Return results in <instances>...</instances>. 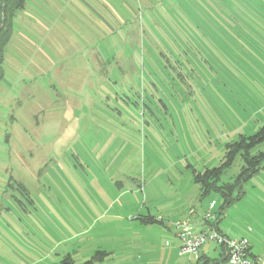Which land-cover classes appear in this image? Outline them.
<instances>
[{
	"label": "rangeland",
	"instance_id": "1",
	"mask_svg": "<svg viewBox=\"0 0 264 264\" xmlns=\"http://www.w3.org/2000/svg\"><path fill=\"white\" fill-rule=\"evenodd\" d=\"M36 1L50 30L27 19L22 46L15 20L0 80V264H194L171 224L211 202L216 229L261 253L264 170L228 205L194 175L264 122V0H131L124 25L68 32Z\"/></svg>",
	"mask_w": 264,
	"mask_h": 264
},
{
	"label": "crops",
	"instance_id": "2",
	"mask_svg": "<svg viewBox=\"0 0 264 264\" xmlns=\"http://www.w3.org/2000/svg\"><path fill=\"white\" fill-rule=\"evenodd\" d=\"M26 1L28 2L29 0H26ZM134 1L136 3H139V6L143 5L146 9H149L152 7V2L150 0H134ZM131 5H132L131 0H38L34 4V6H37V8L42 6V8L51 9L52 11H54L55 14L57 15V17H59V19H58L59 21L61 18L64 19V21H62V22L63 23L65 22L64 23L65 26L60 25L58 28H59V30L67 31V32L69 30H71V28L73 26L76 29L77 28L86 29L87 28V22L90 21V19L92 18L93 15L96 16L97 18L102 19V21H103L102 24L106 27V30L108 28L109 29L111 28L109 26L110 22H108V24H107V22L105 21V20H107L105 18H107L109 16L111 17V19L113 21H115L114 23L116 24V27L120 26L121 24L124 25V20L121 19L117 14V8H120L122 10V9H124V7L130 8ZM31 6H33V5H31ZM18 12H21V13L17 16ZM18 12L15 13V16L13 18V29H14L15 20L19 21V25L22 27H24V24L28 23L27 19H30L33 21L32 25L38 24V27H39V25H41L39 23H41L42 21L39 20V17L38 18L34 17L35 16V15H33L34 13L28 12L25 5H24V8L19 10ZM74 20H76V21H74ZM77 26H80V27H77ZM40 30H44V31L49 32L50 29L46 28V26H44L42 24L40 29L39 28L35 29V32L39 33ZM73 30H74V28H73ZM113 32H114V30H113ZM16 35H17V37H19V40L21 41L22 46L23 45L25 46L27 44L33 45L34 39L32 37H30V35L28 33L25 32V27H24V30L23 29H22V31L19 30L16 33ZM13 36H14V34L12 32L10 40L12 39ZM42 36L45 37L46 34L45 35L42 34ZM51 36H52V34H50L48 37L50 39H52ZM68 37H69V40H71V37L69 34H68ZM5 59L6 58H5V53H4V62L7 63V61ZM192 213L193 212H191V214ZM179 221H186L189 224L192 232H198V231L204 230L206 227V223L204 221V218H202L198 221H194L193 223H191L189 220H178L176 222H179ZM176 222L172 223L171 226H173V224H175ZM195 226L196 227L200 226V227H199V229L196 230L194 228ZM175 236H176V233H175ZM176 238H177V236H176ZM242 239H244V238H242ZM245 240L249 243L250 257L255 258V259L264 257V248L262 249L261 253L256 252L254 250V246L247 239H245ZM178 241H179V239H178ZM211 244H213V243H206L201 247L199 257L197 259L193 258L194 264H215V263L227 264L226 256L224 254L223 249L220 246L219 247L221 249V252L219 254L218 259H211L208 257L207 254L211 249V246H212ZM179 247H180V245H179ZM179 255H183V254L180 253V251H179Z\"/></svg>",
	"mask_w": 264,
	"mask_h": 264
},
{
	"label": "trees",
	"instance_id": "3",
	"mask_svg": "<svg viewBox=\"0 0 264 264\" xmlns=\"http://www.w3.org/2000/svg\"><path fill=\"white\" fill-rule=\"evenodd\" d=\"M25 2L26 0H0V26L2 24L1 18L4 13V21L0 29V80L3 78L5 48L13 32V18L17 11L24 8ZM259 146L264 147V122L252 136H240L237 141L227 145L224 162L219 168L206 169L194 175V181L199 186L200 195L205 196L214 191L224 197L225 205L232 203L235 199L232 195L234 189L238 188L240 191V184L244 183L252 175L264 170V167L261 166V161L264 159V151L253 153L255 148ZM237 154L240 155L242 161L240 174L233 182L219 185L217 182L222 171L231 165ZM147 223L153 224L155 222L148 221ZM220 247L223 249L222 246ZM223 251L225 254L224 249Z\"/></svg>",
	"mask_w": 264,
	"mask_h": 264
},
{
	"label": "built area",
	"instance_id": "4",
	"mask_svg": "<svg viewBox=\"0 0 264 264\" xmlns=\"http://www.w3.org/2000/svg\"><path fill=\"white\" fill-rule=\"evenodd\" d=\"M214 205V202L209 205V209L203 217L206 223L204 230L192 232L186 221L173 224L176 236L180 241V253L197 259L201 247L206 243H213L223 247L227 264H264V257L256 259L250 257L249 243L245 239H231L215 229V215L211 212Z\"/></svg>",
	"mask_w": 264,
	"mask_h": 264
},
{
	"label": "water",
	"instance_id": "5",
	"mask_svg": "<svg viewBox=\"0 0 264 264\" xmlns=\"http://www.w3.org/2000/svg\"><path fill=\"white\" fill-rule=\"evenodd\" d=\"M4 6V5H3ZM2 24H3V21H4V13H3V15H2ZM2 24H1V26H0V29H1V27H2Z\"/></svg>",
	"mask_w": 264,
	"mask_h": 264
}]
</instances>
